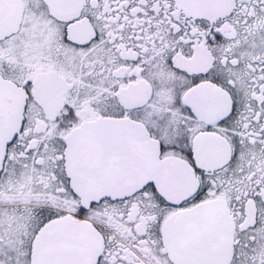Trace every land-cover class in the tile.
<instances>
[{
    "label": "snow or ice",
    "instance_id": "snow-or-ice-1",
    "mask_svg": "<svg viewBox=\"0 0 264 264\" xmlns=\"http://www.w3.org/2000/svg\"><path fill=\"white\" fill-rule=\"evenodd\" d=\"M0 264H264V0H0Z\"/></svg>",
    "mask_w": 264,
    "mask_h": 264
}]
</instances>
